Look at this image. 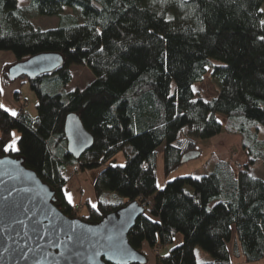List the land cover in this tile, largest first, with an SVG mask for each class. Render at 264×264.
Returning <instances> with one entry per match:
<instances>
[{"label": "trees", "instance_id": "trees-1", "mask_svg": "<svg viewBox=\"0 0 264 264\" xmlns=\"http://www.w3.org/2000/svg\"><path fill=\"white\" fill-rule=\"evenodd\" d=\"M28 1L24 7L18 0H0V51L13 52V63L59 53L64 64L36 78L17 79L8 74L13 63L4 66V82L28 81L38 103L35 117L24 106L16 115L0 107V157L22 158L55 190L56 206L70 217L97 223L138 201L144 212L129 242L144 254L148 243L156 264H233V257L241 256L262 260L264 179L253 168L264 163V40L259 39L264 0ZM32 12L59 15L60 25L41 29L31 21ZM73 64L93 72L85 88L68 89ZM209 68L220 86L211 99L194 89ZM74 114L94 138L79 158L69 152L65 131L67 117ZM223 129L242 136V169L216 159L201 177L179 176L159 187V147L167 175L186 155H201L199 139ZM15 130L20 137L13 148ZM119 152L125 163L100 170L93 185L97 204L87 203L88 213L78 215L66 194L69 166L97 168ZM178 234L183 241L169 255L155 253ZM198 246L214 260L200 263Z\"/></svg>", "mask_w": 264, "mask_h": 264}, {"label": "water", "instance_id": "water-1", "mask_svg": "<svg viewBox=\"0 0 264 264\" xmlns=\"http://www.w3.org/2000/svg\"><path fill=\"white\" fill-rule=\"evenodd\" d=\"M64 64L59 53H40L13 63L12 79L36 78ZM68 150L76 158L94 138L79 115L65 124ZM200 153L186 155L185 163ZM56 192L22 158L0 157V264H146V254L129 242L144 207L132 201L97 223L66 215L55 204Z\"/></svg>", "mask_w": 264, "mask_h": 264}, {"label": "rangeland", "instance_id": "rangeland-1", "mask_svg": "<svg viewBox=\"0 0 264 264\" xmlns=\"http://www.w3.org/2000/svg\"><path fill=\"white\" fill-rule=\"evenodd\" d=\"M18 4L20 6L25 7L29 4V1L28 0H18ZM261 10H264V6L261 7ZM65 11L68 13H71L75 11V9L72 7H65ZM262 12H263V20H264V11ZM31 16H33L31 17V21L33 22V24L37 27H40L41 29L55 28L59 26L61 22L59 15H52V16L40 15V14L35 15V13L32 12ZM4 52H9V51H4ZM215 61L217 63H222L218 60H215ZM13 62H10V63H13ZM71 70L73 72L74 78H73V81L68 86L69 90H75L77 88H85L94 79L93 72L83 64H73L71 65ZM211 72L212 70L211 68H209V72L206 74L203 80L195 84L194 89L198 96L211 99L218 93L220 86L218 85L217 80L211 77L210 75ZM17 81H20V80H17ZM24 94H25V90H24ZM30 100L31 99H29L28 101H25L21 99L22 101L21 104H26L28 105V109L34 110L35 112H37V109L35 107V104L37 102H33V101L30 102ZM219 119L221 121H224L226 117L223 114H219ZM185 131H187V129ZM19 137H20V132L15 130L13 132V138L11 140V144L13 145V148L17 147V142H18ZM197 142L201 149V155L197 158H194L190 161L180 164L179 166L175 167L167 175L165 174V171H164L163 146L158 148L157 174H158L159 187L161 188L164 187L166 182L176 177H179V176L193 174L196 177H201L202 175L207 174L213 169V164H214L213 162L216 159L229 160L233 164V166L237 168V170L239 169L238 168L239 165L240 164L243 165L246 159L244 151H243V146H242V136L240 134H231L228 131H224L222 132V134L216 136L213 139H210V140L209 139H206V140L199 139ZM124 163H125L124 154L122 152H119L113 155L111 158H109L107 160V163L100 165L97 168H92L86 171H79L77 164L73 166H69L70 168L69 174H70V177L75 176L76 174L80 175V173L82 176V173L85 172L84 178H86L88 182H91L92 185H94V180L96 176L98 175L100 170H102L104 167H106L107 165H118V164L123 165ZM253 172L255 175L264 179V163L257 164L253 168ZM85 189H88V186H86ZM187 189L192 190L191 187H187ZM82 193L83 192H81L80 195L83 200H81L79 204L75 205V209L77 210L78 215L86 214V212L82 210L83 209L82 206L86 205V202L84 201L86 198V194L84 193L82 194ZM117 197L119 196L117 195ZM119 198L122 199L121 197ZM182 241H183V235L178 234L175 240L176 245H178L177 244L178 242L180 244ZM160 249L161 248L155 249V253L158 254V250ZM159 255H161V250H160ZM196 255H197V260L200 263L211 262L214 260L213 256L210 253H208L207 251H205L203 248L199 246L196 248ZM232 261H233V264H264V258L262 260L250 262V261L245 260L243 256L233 257Z\"/></svg>", "mask_w": 264, "mask_h": 264}, {"label": "crops", "instance_id": "crops-1", "mask_svg": "<svg viewBox=\"0 0 264 264\" xmlns=\"http://www.w3.org/2000/svg\"><path fill=\"white\" fill-rule=\"evenodd\" d=\"M15 59H16L15 55L13 53H11L10 51L9 52L0 51V78H1V82H0L1 98H0V100H1V104L10 113H12V112L17 113L18 110H20L23 107V105H25L24 106V107H26L25 109L28 112H30V114L33 117H35V116H37V112H35L34 110L28 109V105L21 104L22 103L21 99H23L25 101H28L29 99H31L30 102L33 101V102L38 103V97L35 94V92H33L31 90L28 81H26L24 79H18L20 81L16 80L10 84H6L4 82V79H3L4 65L7 63L15 61ZM24 90H25V94H24ZM17 92L19 93V98L17 97V94H16ZM37 103L35 104V107L37 106ZM224 131L225 130L223 129L222 132H224ZM222 132L220 134H222ZM220 134H218V135H220ZM218 135H216V136H218ZM216 136L209 138V140L215 138ZM70 166H73V165H70ZM84 177H85V172L82 173V176H81V173H80V175L76 174L75 176H71L68 183H67V186H66V194H67L69 201L75 206V205L79 204V202L81 200H83L80 194H81V192H84L86 194V198L84 200L86 202V205L82 206L83 207L82 210L85 211L87 214L88 213L87 203H90L92 205H96L97 204V197H96L95 190H94L92 183L88 182L86 180V178H84ZM86 186H88V189H85ZM188 191L192 192V190H188ZM177 244L179 245V242ZM175 246H176V242H174L173 244H170V245H165L163 248H161V255L162 256L169 255L172 248ZM229 247H230V249H232V244H230ZM143 250L148 257L147 264H156V259H155L154 253H153V251H152V249L148 243H146V242L144 243Z\"/></svg>", "mask_w": 264, "mask_h": 264}, {"label": "snow or ice", "instance_id": "snow-or-ice-1", "mask_svg": "<svg viewBox=\"0 0 264 264\" xmlns=\"http://www.w3.org/2000/svg\"><path fill=\"white\" fill-rule=\"evenodd\" d=\"M262 11H264V10H262ZM260 23L262 26H264V20L260 21ZM259 39L264 40V36H261ZM0 107H3V105H0ZM12 115H16V113L12 112ZM253 179H255V177H253Z\"/></svg>", "mask_w": 264, "mask_h": 264}, {"label": "built area", "instance_id": "built-area-1", "mask_svg": "<svg viewBox=\"0 0 264 264\" xmlns=\"http://www.w3.org/2000/svg\"><path fill=\"white\" fill-rule=\"evenodd\" d=\"M242 166H243V165L240 164L238 168H239V169H242ZM83 193H84V192H83ZM83 193H82V194H83ZM84 194H85V193H84ZM78 206H80V205H78ZM160 250H161V249H160ZM160 250H158V254H160Z\"/></svg>", "mask_w": 264, "mask_h": 264}]
</instances>
